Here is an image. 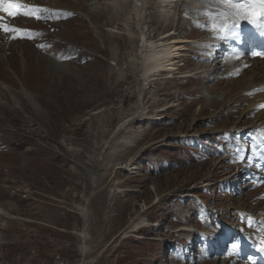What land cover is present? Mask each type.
Segmentation results:
<instances>
[{
	"label": "rangeland",
	"instance_id": "374dc122",
	"mask_svg": "<svg viewBox=\"0 0 264 264\" xmlns=\"http://www.w3.org/2000/svg\"><path fill=\"white\" fill-rule=\"evenodd\" d=\"M172 1L49 3L66 12L39 42L44 53L14 41L5 53L13 70L3 57L11 43L0 37V86L10 91L0 98V264H243L237 229L264 208V170L247 189L229 177L246 148L256 156L240 108L253 101L242 97L252 79L264 84V62L240 79H208L214 65L205 67L203 52L218 42L208 28L219 11L196 9L214 4L229 18L227 0ZM142 31L154 55L169 39L190 42L177 70L143 73L146 53L135 50ZM96 172L99 190L86 208ZM230 244H239L238 255ZM204 253L210 259L200 262Z\"/></svg>",
	"mask_w": 264,
	"mask_h": 264
},
{
	"label": "bare ground",
	"instance_id": "6f19581e",
	"mask_svg": "<svg viewBox=\"0 0 264 264\" xmlns=\"http://www.w3.org/2000/svg\"><path fill=\"white\" fill-rule=\"evenodd\" d=\"M133 1V0H131ZM139 0H134L133 4L135 6V4L138 3ZM235 1V0H234ZM173 1L172 0H161V3L163 4V6H166L168 4L171 5ZM253 1H248L247 4L249 3H252ZM228 3H230L232 5L233 8L234 7V2L233 0H228ZM94 4V3H93ZM218 11V10H217ZM99 12V11H98ZM214 14V13H213ZM208 33V32H207ZM168 34V33H167ZM169 36V35H168ZM167 36V37H168ZM185 40V39H184ZM168 41H171V44L168 46V45H164L163 46V49L158 51L157 54L154 55V49H155V46L151 43L149 44L148 48H147V52L145 54L146 56V60H145V66H144V71L143 73H148V72H151L152 70L154 69H157L158 67L161 68V70L165 71V72H170L171 69L172 70H177V68L175 66H177L176 64H173V62L175 60H177L178 58H180L181 56L179 55L180 52H183L185 49H183L184 47V43H190L189 41H183L181 39H177V40H174V39H169ZM193 43V42H192ZM14 45L13 43L11 44V46ZM171 46V47H170ZM225 46V45H223ZM213 48H211L212 50ZM74 50V49H73ZM77 50V49H76ZM191 51V50H190ZM173 52L177 53V54H173ZM6 53V50H4V54ZM224 52H217V51H212V53H210V56L207 57L208 60H210L212 62V65H214L215 67H219V65L221 66V64L223 62H225L224 60L222 61L221 58L223 56ZM153 55L155 56V58L157 59L158 62H160V65L159 64H151L152 62V59H153ZM218 55H221L220 59H217V56ZM50 56V55H49ZM232 56V55H230ZM205 59V58H203ZM202 59V60H203ZM179 60V59H178ZM6 63L8 64L10 62V60L8 58H5ZM192 62V61H191ZM204 62V61H203ZM203 64V63H202ZM208 64V63H207ZM211 63L208 64V66H205V67H209ZM141 65V64H140ZM7 68H10L11 70H13L12 68V64L9 63L8 67ZM255 68V67H254ZM215 69V68H214ZM161 72V71H160ZM175 72H173L172 74H174ZM246 73V71L244 72ZM159 73H157L156 76H158ZM247 75V74H245ZM253 76V75H252ZM256 77L252 79V82L253 83H250L249 86H251L252 84L254 85V81H255ZM136 80V78H135ZM249 80V78H248ZM247 80V81H248ZM246 81V80H245ZM251 82V81H250ZM138 83V82H137ZM246 85V84H245ZM253 87V86H252ZM5 91H8L6 88H3L2 86H0V98H2V96L4 94ZM260 92H264V88L262 87V89L259 90ZM10 92V91H8ZM6 93V92H5ZM29 98V96H28ZM220 99V98H219ZM244 99H246V97H244ZM257 99V102L255 103V100ZM3 100V99H2ZM253 101H251L250 99L247 100L246 102V106H244L243 108H240V112H241V115L244 119L246 120H250V127L252 129V132L256 135L255 136V140H259L260 138H262L263 140V137H264V107H261L262 105H264V95H255L254 98L252 99ZM4 101V100H3ZM138 101H139V108H141V99H140V96L138 94ZM13 107V106H12ZM3 103L2 101L0 100V111L3 110ZM13 109V108H11ZM235 113V112H234ZM15 116V115H14ZM221 115H218L217 116V120H220L221 119ZM11 118V117H10ZM138 118V117H137ZM137 118H134V116L129 120V121H132L133 119H137ZM153 118V117H152ZM253 119V120H251ZM236 120V119H235ZM255 120V121H254ZM129 121H125L121 124H119L117 126V128L115 129V131L113 132L112 136L116 134V132L121 129L122 127H124ZM239 122V121H238ZM256 123H259V125H256ZM238 124V123H237ZM237 126V125H235ZM235 126H232L235 127ZM247 126V125H246ZM239 129V128H238ZM195 135V134H194ZM172 137V136H171ZM264 143V142H263ZM257 147V146H256ZM260 153H263L264 154V148L262 150L259 151ZM255 158V155H252L251 156V160H253ZM221 162V161H220ZM234 165V164H233ZM237 165V164H236ZM254 166V164L252 163H247L245 164L244 166H246V168H242V167H237L235 169V172H234V175L230 176L229 178H239V176H245V178H247L245 180V183L247 184H244L243 186V189H247L248 187H250V183L248 182L249 181V177H247L246 175L249 174V171H254L251 166ZM257 165V164H256ZM230 168V167H228ZM262 172V171H261ZM264 172V171H263ZM262 172V173H263ZM231 175V174H230ZM250 175V174H249ZM260 175V174H259ZM264 175V174H262ZM99 176L97 175V173H95V176L93 177V193L91 192L90 195L87 197L86 199V207H87V204L89 202V199L90 197L95 193V191L97 192L99 190ZM234 180V179H233ZM231 181V180H230ZM228 182V181H227ZM207 186V185H206ZM233 188V187H232ZM235 194V193H234ZM241 200V199H240ZM236 208H241L239 207V205H236ZM243 208V207H242ZM241 212V211H240ZM85 214V215H83ZM81 215L82 217L86 218L87 219V210L85 209V205L83 206V209L81 211ZM249 216V217H248ZM247 217H248V220L246 222H248V228L246 231L243 230L242 227H239V229H237V236L239 239H241V242L242 244H240L241 246V251L242 252H246L248 254H253L251 257H248V259H246V263L247 264H264V253H263V256H257L256 255V240H257V237L258 235L260 234V231L261 229H264V208L260 211H257L256 214H249ZM139 224H137L136 226H138ZM249 225H252V228H249ZM136 228V227H135ZM83 234V233H81ZM87 234V233H86ZM233 247V246H232ZM248 249H252V251H248ZM84 252V251H83ZM223 254V253H221ZM245 256V255H244ZM236 262V261H235ZM242 263V262H241ZM245 263V264H246Z\"/></svg>",
	"mask_w": 264,
	"mask_h": 264
},
{
	"label": "snow or ice",
	"instance_id": "6c2138e0",
	"mask_svg": "<svg viewBox=\"0 0 264 264\" xmlns=\"http://www.w3.org/2000/svg\"><path fill=\"white\" fill-rule=\"evenodd\" d=\"M234 7L236 8V11L232 13L233 22L231 24L225 23L218 28L220 39L232 38L237 36L236 29L239 28L242 22H248L249 24H252L256 27L264 28V0H253L252 3L234 5ZM42 11L45 10L37 6L22 5L18 2V0H0V13H4L8 17H15L23 12L25 16H29L39 20L41 19ZM56 15L59 16L60 13H57ZM3 20L4 17L0 16V32L8 34L10 40L32 38L28 35V32L30 30L13 27L11 25L3 23ZM214 30H216L215 26ZM239 42L242 43V37L240 38ZM254 55L264 58V53L261 52H256L254 53ZM236 59H240V56L237 55ZM261 107H264V105H262ZM238 248V244L233 245V249L237 250V255L239 254ZM256 248L258 251L264 253V229H261L260 234L257 237Z\"/></svg>",
	"mask_w": 264,
	"mask_h": 264
},
{
	"label": "water",
	"instance_id": "95a60500",
	"mask_svg": "<svg viewBox=\"0 0 264 264\" xmlns=\"http://www.w3.org/2000/svg\"><path fill=\"white\" fill-rule=\"evenodd\" d=\"M92 193H93V191H92ZM83 220H84V222H83V229L86 230L87 220H86V218H84Z\"/></svg>",
	"mask_w": 264,
	"mask_h": 264
}]
</instances>
